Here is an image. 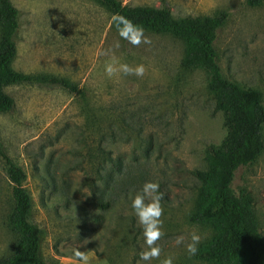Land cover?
Listing matches in <instances>:
<instances>
[{"label": "rangeland", "instance_id": "374dc122", "mask_svg": "<svg viewBox=\"0 0 264 264\" xmlns=\"http://www.w3.org/2000/svg\"><path fill=\"white\" fill-rule=\"evenodd\" d=\"M121 1L167 7L176 18L225 11L215 43L219 63L228 78L259 89L264 103V0L259 6L247 0ZM12 2L21 24L15 69L64 78L83 90L40 81L5 87L15 106L0 114V138L28 174L30 220L43 231L44 256L81 264L73 255L79 248L90 264H159L139 258L145 242L130 198L152 181L164 194L160 260L213 264L175 244L177 236L190 238L195 231L199 247L216 234L211 225L191 219L200 185L193 172L207 168V147L221 144L227 134L206 73L182 65L184 42L144 30L151 44L133 46L96 0ZM113 55L133 67L143 64L145 75L107 77L105 63ZM12 186L0 156V258L12 252L16 238L9 227ZM232 186L251 196L264 235V148L237 169ZM94 197L110 201V208L96 206ZM92 216L102 219L94 230L84 223Z\"/></svg>", "mask_w": 264, "mask_h": 264}, {"label": "trees", "instance_id": "16d2710c", "mask_svg": "<svg viewBox=\"0 0 264 264\" xmlns=\"http://www.w3.org/2000/svg\"><path fill=\"white\" fill-rule=\"evenodd\" d=\"M113 15L119 14L146 31L172 35L185 44L182 65L201 69L215 98L216 110L225 115L227 134L219 145L206 149L207 168L193 173L199 180V203L192 221L211 225L216 234L198 247L196 258L213 264H264V235L254 219L253 200L242 190L236 193L233 180L237 169L254 162L264 148V103L262 92L228 78L219 63L217 33L226 21L221 10L214 15L176 18L170 8L131 6L121 0H96ZM259 6L263 0H247ZM0 114L11 111L15 99L5 87L24 82H48L83 93L76 84L51 75L18 71L16 37L21 28L20 11L12 0H0ZM0 156L12 182L13 209L9 227L15 234L12 252L0 258V264H67L48 260L43 254V231L30 220L33 202L25 182L28 174L6 151L0 138ZM101 209L110 201L92 199ZM84 219L91 229L101 224L100 216Z\"/></svg>", "mask_w": 264, "mask_h": 264}, {"label": "clouds", "instance_id": "9594fccd", "mask_svg": "<svg viewBox=\"0 0 264 264\" xmlns=\"http://www.w3.org/2000/svg\"><path fill=\"white\" fill-rule=\"evenodd\" d=\"M111 19L119 36L131 45L138 47L141 44H151V39L145 36L144 29L128 18L115 14ZM116 46L119 47V44L117 43ZM107 54L105 53V55ZM145 72L146 68L143 64L133 67L127 63H120L114 55L105 63V74L109 78L120 74L143 77ZM159 189V183L147 181L143 184L140 192L130 196L131 208L137 217L138 224L142 228L145 242L144 250L139 253V258L145 262L157 260L159 264H173V257L171 256L160 260L161 248L157 242L164 236L162 231L163 221L161 219L163 215L161 200L164 198V194ZM200 242L201 236L195 231L190 234V238L180 235L175 240L177 246L181 244L185 246L190 256H194L197 253ZM73 255L81 264H90L89 257L79 248L74 250Z\"/></svg>", "mask_w": 264, "mask_h": 264}]
</instances>
